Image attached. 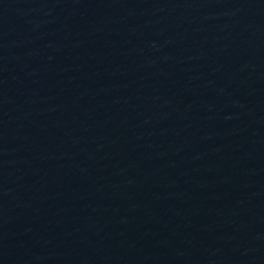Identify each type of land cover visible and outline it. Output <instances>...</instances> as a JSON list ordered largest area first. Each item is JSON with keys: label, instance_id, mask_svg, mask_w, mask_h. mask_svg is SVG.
I'll return each instance as SVG.
<instances>
[{"label": "water", "instance_id": "obj_1", "mask_svg": "<svg viewBox=\"0 0 264 264\" xmlns=\"http://www.w3.org/2000/svg\"><path fill=\"white\" fill-rule=\"evenodd\" d=\"M0 264H264V0H0Z\"/></svg>", "mask_w": 264, "mask_h": 264}]
</instances>
